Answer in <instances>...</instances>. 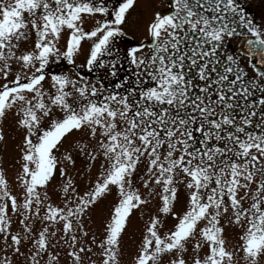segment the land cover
I'll list each match as a JSON object with an SVG mask.
<instances>
[{
  "label": "snow or ice",
  "instance_id": "1",
  "mask_svg": "<svg viewBox=\"0 0 264 264\" xmlns=\"http://www.w3.org/2000/svg\"><path fill=\"white\" fill-rule=\"evenodd\" d=\"M136 3L0 0V123L11 113L22 135L19 195L0 168V264H13L8 249L60 264L63 246L71 264H121L135 211L147 220L131 264H264V24L239 0H168L122 51ZM124 61L132 81L118 76ZM101 70L120 82L85 74ZM78 160L86 176L99 162L83 192L68 168ZM113 190L94 251L85 220ZM226 228L238 230L231 248Z\"/></svg>",
  "mask_w": 264,
  "mask_h": 264
},
{
  "label": "rangeland",
  "instance_id": "2",
  "mask_svg": "<svg viewBox=\"0 0 264 264\" xmlns=\"http://www.w3.org/2000/svg\"><path fill=\"white\" fill-rule=\"evenodd\" d=\"M239 3L246 11L247 15L250 16L252 13L256 17L261 18V23L264 24V0H239ZM168 9V0H137V3L133 10H131L130 15L128 17V23L126 25L125 30L128 33V36L125 38V41H122L121 43V50L123 51L124 47L132 46L133 44L138 45L142 39L146 36V29L149 21L152 19L153 15L157 11H167ZM92 26V21H88L85 24L86 28H90ZM239 38L233 39L229 45H226V49L228 51V54H235L237 52V46L239 44ZM84 59L83 56L80 57L79 62H82ZM245 62H247L248 58L243 57ZM127 61L123 62V67L120 68L118 72V76H120L121 69L126 67ZM70 66H67L66 64H61L59 66L53 65L52 71L53 72H67L69 71ZM250 73H254V69L251 67H248L246 69ZM88 78L90 79V76L100 74L103 76V82L106 85H109L116 81L117 79H114L112 77H108L105 79L104 72L97 71L93 72L91 74H87ZM11 78V77H10ZM91 80V79H90ZM0 83H3V81H0ZM258 118V117H257ZM0 128L3 129L4 135H5V141H0V168H2L5 171L6 177L9 180V188L13 195H19L20 194V188L18 186V183L16 182V175L20 170V148L19 145L22 140L21 132L16 127V122L14 116L10 113L7 119L0 123ZM78 135V134H77ZM69 168V174L72 175L77 179V181L80 183V191L83 192L85 189V186L90 182L94 181L96 176L99 174V162L95 165V167L92 169L91 173H89L87 176L85 175V172L87 169L84 167V164L82 161L78 160L77 165L75 168H72L71 166H68ZM59 177L54 182V187L56 189L55 192H52L50 190V195L52 198V201L56 203H60V199L62 197V193L59 191ZM137 185L139 186V181H137ZM144 191V190H142ZM243 195V193H241ZM180 199L181 203L184 202L186 199L184 189L181 187L180 189ZM116 202V196H115V190H113V193L110 195H107L105 198H102L97 205L92 209L90 215L91 220H85V228L89 231V237L82 239V243H87L89 246L93 248L94 251H98L96 249L95 244H92L91 242V236L95 233L97 236L102 234L103 232V225L105 221L108 220L110 215V210L112 209L113 204ZM155 203V202H154ZM179 208V205H178ZM43 215V212L41 213ZM13 224H12V231L15 233L17 231L21 230V227L18 223V220L15 216H13ZM147 220V216L140 212L135 211L133 215L130 218V222L127 226V229L125 233L123 234L121 245L123 249V256L121 258V264H131L132 259L135 255L136 249L139 246L140 238L142 235V230L144 227V223ZM169 226H171V221L169 220ZM36 227H40L39 224L36 225ZM225 235L228 237L229 240V248L232 247L234 244H238V230L233 228H226ZM10 243V241H9ZM62 243V242H61ZM5 243L3 238H0V259H2L5 256L4 252ZM60 253V264H71L70 258L67 256V251L69 249L67 246L58 247L57 249ZM24 251V249H22ZM7 255L9 258L13 259V264H23L24 257L16 258L12 255L11 249H8ZM91 256L92 260H95L96 257ZM86 264H89L88 257L85 258ZM41 264H44L43 261H41ZM241 264H243V261H241Z\"/></svg>",
  "mask_w": 264,
  "mask_h": 264
},
{
  "label": "trees",
  "instance_id": "3",
  "mask_svg": "<svg viewBox=\"0 0 264 264\" xmlns=\"http://www.w3.org/2000/svg\"><path fill=\"white\" fill-rule=\"evenodd\" d=\"M114 3H116V0H109V7H111ZM127 71H128V70H126V68L122 69L121 76H120L119 78L124 79V77L127 76ZM127 79H131V78L129 77V75H128ZM134 79H135V77L133 78V80H134ZM129 81H130V80H129ZM118 82H120L119 79H117V81L114 82V84H115V83H118ZM114 84H113V85H114ZM113 85H111L110 87L112 88ZM257 96H259V93L257 94ZM258 107H259V106H258Z\"/></svg>",
  "mask_w": 264,
  "mask_h": 264
},
{
  "label": "flooded vegetation",
  "instance_id": "4",
  "mask_svg": "<svg viewBox=\"0 0 264 264\" xmlns=\"http://www.w3.org/2000/svg\"><path fill=\"white\" fill-rule=\"evenodd\" d=\"M254 17V19H255V22L258 24H260L262 21H261V18L260 17H255V16H253Z\"/></svg>",
  "mask_w": 264,
  "mask_h": 264
},
{
  "label": "water",
  "instance_id": "5",
  "mask_svg": "<svg viewBox=\"0 0 264 264\" xmlns=\"http://www.w3.org/2000/svg\"><path fill=\"white\" fill-rule=\"evenodd\" d=\"M239 47H240V46H239ZM95 79L99 80V79H100V77H95Z\"/></svg>",
  "mask_w": 264,
  "mask_h": 264
}]
</instances>
